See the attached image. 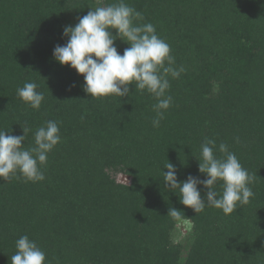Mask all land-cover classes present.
<instances>
[{
	"label": "trees",
	"instance_id": "trees-1",
	"mask_svg": "<svg viewBox=\"0 0 264 264\" xmlns=\"http://www.w3.org/2000/svg\"><path fill=\"white\" fill-rule=\"evenodd\" d=\"M114 2L0 0V130L19 136L27 127L22 144L34 147L36 130L54 120L61 137L43 181L0 179V264H11L24 235L45 264H264V0H124L142 14L136 23L153 24L170 45L173 67L185 69L169 77L172 103L159 127L146 91L132 84L122 98L90 99L83 76L53 59L65 26ZM115 45L121 54L129 47ZM26 82L44 94L39 110L17 96ZM205 138L218 158L228 145L254 177L255 195L229 215L195 213L163 182L167 162L178 181L205 178ZM180 222L191 228L176 243Z\"/></svg>",
	"mask_w": 264,
	"mask_h": 264
},
{
	"label": "clouds",
	"instance_id": "clouds-1",
	"mask_svg": "<svg viewBox=\"0 0 264 264\" xmlns=\"http://www.w3.org/2000/svg\"><path fill=\"white\" fill-rule=\"evenodd\" d=\"M142 19V14L124 0L90 8L75 26L64 27L63 37L67 42L55 46L53 59L83 76L82 90L90 99L111 95L122 98L129 95L132 84L135 91H146L157 100L153 105L152 125L159 127L172 103V97L166 94L170 88L169 77L179 78L185 69L182 65L173 67L176 61L170 54V45L156 34L153 24L136 23ZM117 39L129 45L122 54L115 45ZM38 88L37 83L26 82L17 89V96L26 106L39 110L44 94ZM22 130L24 134L19 136L6 135L0 130V179L43 181L45 176L41 166L46 164L48 153L61 140L58 123L49 120L39 127L34 134V147H24L22 142L29 129L22 127ZM215 149V140L205 138L198 159V170L204 174V179L189 175L186 180L178 181L176 167L167 162L164 168L168 171H163V182L168 189H178L179 202L195 213L214 207L229 215L238 205H247L255 195L249 186L254 177L229 151L228 145H219L218 150L223 154L220 158L215 155ZM218 183L222 192L216 190ZM198 185L206 189L204 198ZM178 212L171 208L167 215L176 216ZM15 247L11 264H45L44 251L27 235L21 236Z\"/></svg>",
	"mask_w": 264,
	"mask_h": 264
},
{
	"label": "rangeland",
	"instance_id": "rangeland-1",
	"mask_svg": "<svg viewBox=\"0 0 264 264\" xmlns=\"http://www.w3.org/2000/svg\"><path fill=\"white\" fill-rule=\"evenodd\" d=\"M119 182L129 183L128 177L119 174L117 177ZM190 225L185 222H180L173 233V239L176 243L184 242L190 232Z\"/></svg>",
	"mask_w": 264,
	"mask_h": 264
}]
</instances>
